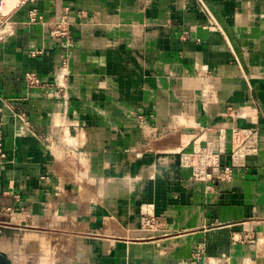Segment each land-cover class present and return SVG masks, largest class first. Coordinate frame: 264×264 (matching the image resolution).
Segmentation results:
<instances>
[{"label":"crops","instance_id":"1","mask_svg":"<svg viewBox=\"0 0 264 264\" xmlns=\"http://www.w3.org/2000/svg\"><path fill=\"white\" fill-rule=\"evenodd\" d=\"M1 121L11 264H264V0H9ZM236 128L232 180L181 165Z\"/></svg>","mask_w":264,"mask_h":264},{"label":"built area","instance_id":"2","mask_svg":"<svg viewBox=\"0 0 264 264\" xmlns=\"http://www.w3.org/2000/svg\"><path fill=\"white\" fill-rule=\"evenodd\" d=\"M9 0H0V9L5 8ZM7 16V15H6ZM42 18L34 11L31 14V21L37 22ZM68 21L61 19L57 27L52 31L55 37H68L69 31L66 28ZM27 82L29 87H36L43 84L35 75H28ZM225 139V138H223ZM222 139V140H223ZM224 141V140H223ZM232 145V164L222 163V154H225V148L216 150L212 147H203L195 141V147L191 153H182L181 165L190 168L193 171V177L197 181H214L215 177L220 181H230L234 177L235 170L244 165V160L248 156L255 155L260 150V133L256 129L236 128L233 130L230 138ZM7 156L3 144V122H0V169L6 163ZM219 176H221L219 178Z\"/></svg>","mask_w":264,"mask_h":264},{"label":"water","instance_id":"3","mask_svg":"<svg viewBox=\"0 0 264 264\" xmlns=\"http://www.w3.org/2000/svg\"><path fill=\"white\" fill-rule=\"evenodd\" d=\"M0 264H11L5 256H0Z\"/></svg>","mask_w":264,"mask_h":264},{"label":"rangeland","instance_id":"4","mask_svg":"<svg viewBox=\"0 0 264 264\" xmlns=\"http://www.w3.org/2000/svg\"><path fill=\"white\" fill-rule=\"evenodd\" d=\"M221 159H223V158H221ZM222 163H224L223 160H222ZM183 167H184V166H183ZM185 168H186V167H185ZM235 171H236V170H235ZM234 176H235V174H234ZM71 264H72V263H71Z\"/></svg>","mask_w":264,"mask_h":264}]
</instances>
